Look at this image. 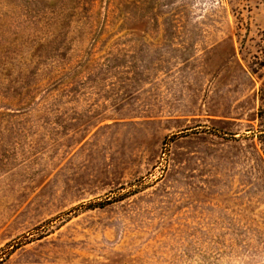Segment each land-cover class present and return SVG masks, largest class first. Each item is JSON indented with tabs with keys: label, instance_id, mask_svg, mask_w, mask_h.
Wrapping results in <instances>:
<instances>
[{
	"label": "rangeland",
	"instance_id": "1",
	"mask_svg": "<svg viewBox=\"0 0 264 264\" xmlns=\"http://www.w3.org/2000/svg\"><path fill=\"white\" fill-rule=\"evenodd\" d=\"M264 0H0V264H264Z\"/></svg>",
	"mask_w": 264,
	"mask_h": 264
},
{
	"label": "trees",
	"instance_id": "2",
	"mask_svg": "<svg viewBox=\"0 0 264 264\" xmlns=\"http://www.w3.org/2000/svg\"><path fill=\"white\" fill-rule=\"evenodd\" d=\"M264 138V136H262Z\"/></svg>",
	"mask_w": 264,
	"mask_h": 264
}]
</instances>
